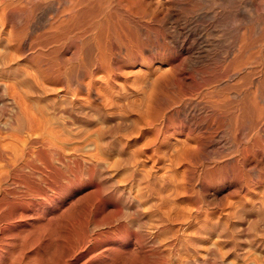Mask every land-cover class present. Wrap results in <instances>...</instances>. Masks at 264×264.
Wrapping results in <instances>:
<instances>
[{"label": "bare ground", "instance_id": "1", "mask_svg": "<svg viewBox=\"0 0 264 264\" xmlns=\"http://www.w3.org/2000/svg\"><path fill=\"white\" fill-rule=\"evenodd\" d=\"M0 264H264V0H0Z\"/></svg>", "mask_w": 264, "mask_h": 264}, {"label": "rangeland", "instance_id": "2", "mask_svg": "<svg viewBox=\"0 0 264 264\" xmlns=\"http://www.w3.org/2000/svg\"><path fill=\"white\" fill-rule=\"evenodd\" d=\"M14 76V77H13ZM8 77L9 78H12V79H14V80H16L17 82H19L20 83V90H22L21 92H22V94L23 95H27L29 98H32V97H34V95H32V93H30L29 91H28V89H26L27 88V86L26 85H24V83L21 81V79L20 78H17L15 75H8ZM21 81V82H20ZM23 87V88H22ZM25 88V89H24ZM27 91V92H26ZM28 93V94H27ZM36 97H34V98H32V99H35ZM53 121H56V122H54V123H56L57 124V122H58V124L61 122V119L59 118V119H55V120H53ZM60 121V122H59ZM97 123V122H96ZM95 123V124H96ZM95 127H97L96 125H94V128L92 127V128H80V129H78V127L76 128H72V130L70 129H68V131L67 130H61L60 129V132H57L55 135H54V137H55V143H56V145H60L61 146V148L63 147V148H65V149H74V150H76L77 151V153L79 154L80 153V155H85V153H83V152H85L86 151V154H88L89 153V150H91V147L93 148L94 147V145H95V143L98 141V130H97V128H95ZM96 129V130H95ZM91 130V131H90ZM88 131V132H87ZM94 131V132H93ZM64 132V133H63ZM67 133V134H66ZM88 134V135H87ZM60 136V137H59ZM91 137V138H90ZM72 140V141H71ZM94 140V141H93ZM96 140V141H95ZM86 142V143H85ZM90 142V143H89ZM75 145V146H74ZM59 146V147H60ZM68 147H72V148H68ZM77 147V148H76ZM86 147H88V149L86 148ZM90 148V149H89ZM84 149V150H83ZM78 150H81L82 151V153H81V151L79 152ZM87 151H88V153H87ZM82 189V190H81ZM90 189V190H89ZM87 191V192H86ZM91 191H92V189H91V187L90 186H86V187H81L80 188V190L79 191H77L76 192V194L78 195V196H80V195H82V196H85V195H87L88 193H91ZM86 192V193H85ZM85 193V194H84ZM254 250L253 249H251L249 252H253ZM248 253V252H247ZM244 261L243 259L241 260H239V262H238V260H236L235 262L236 263H242V262Z\"/></svg>", "mask_w": 264, "mask_h": 264}]
</instances>
